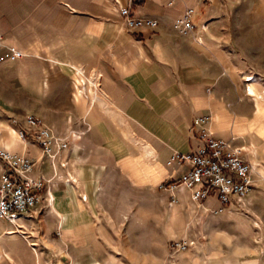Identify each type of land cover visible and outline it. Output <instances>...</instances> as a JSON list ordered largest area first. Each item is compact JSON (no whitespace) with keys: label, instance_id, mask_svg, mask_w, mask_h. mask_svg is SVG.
<instances>
[{"label":"crops","instance_id":"1","mask_svg":"<svg viewBox=\"0 0 264 264\" xmlns=\"http://www.w3.org/2000/svg\"><path fill=\"white\" fill-rule=\"evenodd\" d=\"M223 1L0 0V149L13 142L40 184L15 223L0 218L1 264H264L250 200L251 214L194 201L178 186L189 165L171 162L206 131L242 148L255 175L264 160L262 102L253 119ZM126 6L157 27L129 28ZM28 117L49 129L53 158Z\"/></svg>","mask_w":264,"mask_h":264},{"label":"built area","instance_id":"2","mask_svg":"<svg viewBox=\"0 0 264 264\" xmlns=\"http://www.w3.org/2000/svg\"><path fill=\"white\" fill-rule=\"evenodd\" d=\"M120 15L129 28L157 27L156 21L136 18L130 6L121 7ZM191 15L192 10L188 9L177 20L175 25L181 34H188L192 30ZM1 40L0 36V49L3 47ZM14 57H19V53H14ZM26 124L32 130L43 154L53 158V140L49 129L34 117H28ZM201 142L202 145L190 153L171 159V162L187 164L190 167L178 186L190 190L191 199L194 201H203L214 196L221 205L228 206L232 201L240 202L245 199L254 187V181L252 165L243 157L242 148L235 147L231 140L216 138L208 131L202 133ZM66 147L64 142L59 145V149ZM0 163L4 166L0 178V218L15 223L21 214L37 202L35 190L40 188V184L28 178L34 167L30 160L0 149ZM171 247L183 250L187 244L184 241L174 242Z\"/></svg>","mask_w":264,"mask_h":264},{"label":"rangeland","instance_id":"3","mask_svg":"<svg viewBox=\"0 0 264 264\" xmlns=\"http://www.w3.org/2000/svg\"><path fill=\"white\" fill-rule=\"evenodd\" d=\"M223 2V6L227 8V18L229 22H233L231 34L236 41L233 44V48L237 51L240 58L239 66L242 64L247 65L250 70V73L245 76V79L254 77L257 80L254 83L245 82L244 86V92L248 95L250 100V114L254 119L255 111H257L255 108L256 96H260L264 91V0H224ZM242 52L244 53V58H242ZM248 87H252L255 90L256 96L248 94ZM259 105L261 106L262 116L259 119L257 133L260 138L264 139V102ZM257 114L259 116V113ZM244 151L254 152L248 148H244ZM258 165L259 167L256 168L259 175L257 174V176L254 174L253 180L255 185L245 199L240 202L232 201L229 207L223 206L219 208L220 210L228 209L227 211H244L249 213L251 206H242V203L246 200H250V205H253L255 211L264 223V160ZM234 204L238 209H236V207L233 208L235 210L231 209ZM258 240H260V238Z\"/></svg>","mask_w":264,"mask_h":264},{"label":"bare ground","instance_id":"4","mask_svg":"<svg viewBox=\"0 0 264 264\" xmlns=\"http://www.w3.org/2000/svg\"><path fill=\"white\" fill-rule=\"evenodd\" d=\"M249 82H251V83H254V82H256L257 80L254 78V77H252V78H248L247 79ZM248 94L249 95H251V96H256V92H255V90L252 88V87H248ZM259 102H264V91L262 92V94L260 95V96H256V99H255V103L256 104H258ZM12 145H14V143L12 142V143H8V144H6L5 145V147H4V149H6V150H10V147L12 146ZM16 145V144H15ZM13 147V146H12ZM252 165V164H251ZM252 168H253V174H256V170H255V168H254V166L252 165ZM242 206H243V203H242ZM9 234H13V232H9ZM0 238H1V234H0Z\"/></svg>","mask_w":264,"mask_h":264}]
</instances>
